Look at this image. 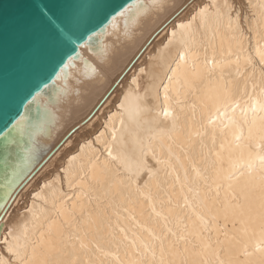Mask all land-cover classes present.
<instances>
[{
    "label": "bare ground",
    "instance_id": "obj_1",
    "mask_svg": "<svg viewBox=\"0 0 264 264\" xmlns=\"http://www.w3.org/2000/svg\"><path fill=\"white\" fill-rule=\"evenodd\" d=\"M193 1L134 0L25 106L5 134L0 264H264V0L244 17L233 0ZM167 25L99 129L2 221Z\"/></svg>",
    "mask_w": 264,
    "mask_h": 264
},
{
    "label": "water",
    "instance_id": "obj_2",
    "mask_svg": "<svg viewBox=\"0 0 264 264\" xmlns=\"http://www.w3.org/2000/svg\"><path fill=\"white\" fill-rule=\"evenodd\" d=\"M134 0H0V170L5 134L78 47ZM1 228V225H0Z\"/></svg>",
    "mask_w": 264,
    "mask_h": 264
},
{
    "label": "rangeland",
    "instance_id": "obj_3",
    "mask_svg": "<svg viewBox=\"0 0 264 264\" xmlns=\"http://www.w3.org/2000/svg\"><path fill=\"white\" fill-rule=\"evenodd\" d=\"M207 1V0H205ZM234 6H237L235 8H239L241 15L240 16H249L251 15L250 8L248 7L247 3L245 0H233ZM195 2V0L193 1ZM192 2V3H193ZM244 3V4H243ZM191 5V3H190ZM241 6V8H240ZM189 7V6H188ZM185 12L182 11L181 13L178 14V16L174 19L177 20L178 17L183 15ZM239 12V13H240ZM244 14V15H243ZM248 14V15H247ZM168 25L162 28L160 31L154 33L145 43V48L142 52V55L140 57L135 56V58L131 61L130 65L125 68L120 75L117 77V79L112 83L110 86L109 90L114 87V89L110 92L108 95L107 99L102 103L99 104L95 108V110L88 115H85L78 119L72 126L69 127V130L64 134V136L61 138V140L55 145V147L51 150V152L47 155L44 156L42 161L38 164L36 171L34 172L33 176L28 180V182L23 186L20 190L17 191V194H15V197L11 200L10 204L6 207V210L4 212V216L2 217V221L6 218L7 215H13L14 213H17L16 215L22 214V212H25L27 209V205L29 204V198H32L33 190L34 188H29L27 190L28 192L25 191V188L27 187L28 184L36 180V187L40 185L42 180L47 178L46 176H49L48 173L50 174L52 170L54 169L60 171L62 168V162L65 159L64 156H66V150H69L72 147V143H75L79 140V138H82V135L87 131L88 129H91L90 126H88L90 123H93V131L95 132L96 129H99L100 127V122L103 120V117H105L107 111L111 109V107L116 104L117 102V96L121 88H123V85L125 84L126 81H129L133 73L137 71V69L140 67L141 62H144V60L148 57L149 54L148 50L152 48L153 43L155 41H159L163 39V34L165 33ZM148 53V54H147ZM144 58V60H143ZM147 60V59H146ZM137 65V66H136ZM136 66V67H135ZM137 68V69H136ZM135 70V71H134ZM69 141V143H67ZM65 150V151H64ZM66 152V153H62ZM62 155V156H61ZM64 159H63V158ZM49 171V172H48ZM51 171V172H50ZM47 173V174H45ZM45 174V177L43 176ZM43 178H42V177ZM41 178V179H40ZM38 181V182H37ZM25 193L21 198L19 197L20 194ZM26 208V209H25ZM2 223V222H1ZM0 223V224H1ZM1 239H0V249H3V245L1 244Z\"/></svg>",
    "mask_w": 264,
    "mask_h": 264
},
{
    "label": "snow or ice",
    "instance_id": "obj_4",
    "mask_svg": "<svg viewBox=\"0 0 264 264\" xmlns=\"http://www.w3.org/2000/svg\"><path fill=\"white\" fill-rule=\"evenodd\" d=\"M69 59H71V58L69 57ZM45 87H46V86H45ZM261 107H262V109H264V106H261ZM166 114H167V113H166ZM260 160H261V163L264 164V156H261V157H260ZM248 167H249V170H251V167H252L251 163L249 164Z\"/></svg>",
    "mask_w": 264,
    "mask_h": 264
}]
</instances>
